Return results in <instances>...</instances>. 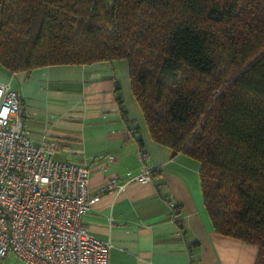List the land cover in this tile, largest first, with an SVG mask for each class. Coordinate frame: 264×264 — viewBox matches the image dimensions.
Masks as SVG:
<instances>
[{
	"label": "trees",
	"instance_id": "1",
	"mask_svg": "<svg viewBox=\"0 0 264 264\" xmlns=\"http://www.w3.org/2000/svg\"><path fill=\"white\" fill-rule=\"evenodd\" d=\"M119 59L151 138L199 162L215 231L264 264V0H0L8 72Z\"/></svg>",
	"mask_w": 264,
	"mask_h": 264
},
{
	"label": "crops",
	"instance_id": "2",
	"mask_svg": "<svg viewBox=\"0 0 264 264\" xmlns=\"http://www.w3.org/2000/svg\"><path fill=\"white\" fill-rule=\"evenodd\" d=\"M0 81L16 90L31 140H58L53 157L87 166L91 191L111 175L137 173L142 166L150 171L148 183L130 181L101 193L83 217L92 235L110 243L109 264H254L255 245L215 231L203 202L199 162L151 138L126 60L14 72L0 67ZM116 81L130 124L115 99ZM0 264L22 263L9 252Z\"/></svg>",
	"mask_w": 264,
	"mask_h": 264
},
{
	"label": "built area",
	"instance_id": "3",
	"mask_svg": "<svg viewBox=\"0 0 264 264\" xmlns=\"http://www.w3.org/2000/svg\"><path fill=\"white\" fill-rule=\"evenodd\" d=\"M59 148L56 139L31 140L16 90L0 81V262L11 252L22 264H109L111 245L89 232L85 213L106 190L152 180L142 166L91 191L90 169L54 158Z\"/></svg>",
	"mask_w": 264,
	"mask_h": 264
}]
</instances>
